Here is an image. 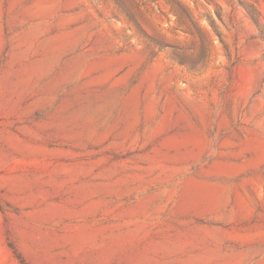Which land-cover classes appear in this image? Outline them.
<instances>
[{
	"label": "rangeland",
	"instance_id": "rangeland-1",
	"mask_svg": "<svg viewBox=\"0 0 264 264\" xmlns=\"http://www.w3.org/2000/svg\"><path fill=\"white\" fill-rule=\"evenodd\" d=\"M38 1L0 0V264H264V0Z\"/></svg>",
	"mask_w": 264,
	"mask_h": 264
},
{
	"label": "bare ground",
	"instance_id": "bare-ground-1",
	"mask_svg": "<svg viewBox=\"0 0 264 264\" xmlns=\"http://www.w3.org/2000/svg\"><path fill=\"white\" fill-rule=\"evenodd\" d=\"M55 0H39L38 3H37V9L38 10H43L45 8H47L50 4H52ZM36 7V6H35ZM38 34V31L37 30H33L29 35L30 36H36ZM28 35V36H29ZM72 34L69 33V32H64L62 33L60 36H58L52 43L51 47L53 49H58V48H61V47H64L67 45H69L71 43V40H72ZM75 39V38H74ZM126 57L125 55L124 56H121V57H117V58H106V57H100L98 59H95L93 61V64L92 65H95V66H104L107 71L111 70L113 68V65L115 62H119V61H122L124 60ZM83 59H77L75 61L72 62L71 64V67L72 68H77L81 63H82ZM45 63L43 62H39L37 64H35L34 66H32L29 70H28V74L29 75H32V74H35V73H38L40 71H42L44 68H45ZM44 71V70H43ZM42 71V72H43ZM71 71V70H70ZM40 72V73H42ZM24 75V74H23ZM33 76V75H32ZM31 76V77H32ZM29 80V79H28ZM27 80V81H28ZM31 80V79H30ZM134 97V96H133ZM135 99V98H134ZM80 118V117H79ZM87 118V117H86ZM82 119V117L80 118ZM79 120V119H78ZM85 120V119H84ZM87 122V121H85ZM89 122V121H88Z\"/></svg>",
	"mask_w": 264,
	"mask_h": 264
}]
</instances>
